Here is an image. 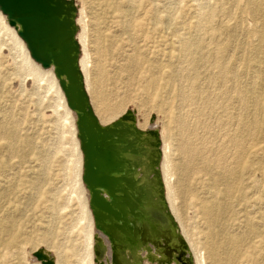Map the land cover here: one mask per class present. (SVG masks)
Instances as JSON below:
<instances>
[{
  "label": "rangeland",
  "instance_id": "obj_1",
  "mask_svg": "<svg viewBox=\"0 0 264 264\" xmlns=\"http://www.w3.org/2000/svg\"><path fill=\"white\" fill-rule=\"evenodd\" d=\"M131 1L119 0L123 10L128 11V22L123 24L112 15L113 11L108 9L105 1L75 0L81 59L86 67V85L94 109L100 111L107 121L102 109L122 105L118 113L110 119L108 117L107 124L130 109L142 127L149 124L146 129L158 131L159 162L162 145L166 170L171 176L169 181L175 191V206L194 242L204 252L206 250L205 254L214 252L215 257L212 259L210 256L207 264H264V6L255 13L253 0ZM127 4L133 5V13L125 6ZM220 7L221 10L223 7V13ZM209 12L215 13L209 15ZM219 26L227 28L221 33L217 29ZM199 28L202 30L198 31ZM210 31L215 33V39ZM204 36L208 42L211 39L209 43ZM181 38L191 39L194 43L191 54H184V57L180 49ZM204 44L205 47L209 44V47L205 48ZM217 47L225 48L229 67L232 68L227 86L210 79L213 74L206 62V55ZM202 50L203 53L206 51L205 54ZM194 56L200 60L198 74L195 75L190 70V61ZM178 70L182 77L177 74ZM168 72L172 74L170 83ZM152 78H155L154 84L151 83ZM190 78H194L201 93V97L198 95L199 98L196 96L197 99H194L196 102H191L190 98L183 101L185 98L181 99L183 97L180 96L183 91L184 97H190ZM187 90H190L189 93ZM212 91L213 95L210 93ZM192 103L200 106V109ZM214 105L223 107L218 111ZM186 106L190 107L187 109ZM63 114L59 96L51 81L34 76L25 50L0 21V130L3 128L7 132H14V149L8 147V136L0 134L1 190H9V184H5L6 178H12L16 185L15 196L9 197V193H5L0 217H20L13 211L18 202L22 203L21 209H24L21 212V233L15 237L10 234L3 237L6 241L14 240L10 248L0 249V264H41L33 255L39 248L54 255L56 264H90L87 256L89 248L86 247V234L90 227L84 203L86 192L83 193V183L76 172L75 138L69 124L62 118ZM180 116H184L187 124L199 125L197 133L201 138L196 136L195 142L198 144L196 140H199L204 144L203 147L202 143L198 145L203 150L194 173L186 164L189 157L186 158L181 152V139L184 141L186 136L177 122ZM221 119L222 122L226 121L222 123ZM219 122L221 125L225 123L227 128ZM201 129L206 136L202 135ZM235 136L240 143L244 141L245 149H248L241 163H229L235 168V173H227V165L220 161L224 154L236 155L239 152L226 144L230 137L236 139ZM233 149L237 152H233ZM12 173H15L14 176ZM173 221L178 225L176 219L173 218Z\"/></svg>",
  "mask_w": 264,
  "mask_h": 264
},
{
  "label": "water",
  "instance_id": "obj_2",
  "mask_svg": "<svg viewBox=\"0 0 264 264\" xmlns=\"http://www.w3.org/2000/svg\"><path fill=\"white\" fill-rule=\"evenodd\" d=\"M0 10L11 25L19 27L18 35L26 43L30 56L43 67H54L67 105L76 112L83 152L82 181L89 192L95 227L111 241L110 264H117L120 260L123 236L131 240L139 236L140 242L155 246L159 256L150 254L149 259L153 262L193 264L180 234L176 235V243L172 242L173 233L169 228H161L158 236H152L144 223L140 226L128 223L127 214L139 213L141 196L135 192L138 183L130 175L132 166L125 153L138 154L141 148L135 143L146 132L153 137L149 143L156 150L154 162L158 164V131L153 128L143 131L137 127L134 112L130 109L109 124L100 123L91 106L78 63L73 0H0ZM158 176L159 196L165 200L163 182ZM172 224L175 226L174 221ZM96 239L100 241L101 237L96 236ZM95 253L101 255L97 245ZM33 255L41 264H55L53 257L43 248L35 250ZM96 261L104 264L103 260Z\"/></svg>",
  "mask_w": 264,
  "mask_h": 264
},
{
  "label": "bare ground",
  "instance_id": "obj_3",
  "mask_svg": "<svg viewBox=\"0 0 264 264\" xmlns=\"http://www.w3.org/2000/svg\"><path fill=\"white\" fill-rule=\"evenodd\" d=\"M105 1L106 3V6L108 7L109 10L113 11L112 12V15H114L115 17H117V19L119 20L120 23H127L128 21L126 20L127 18V14H128V11H124L123 10V6L121 5L122 3L119 2V0H103ZM128 2L132 3L131 0H127ZM135 1V0H134ZM221 1V0H220ZM226 1V0H225ZM251 1V0H250ZM73 2L75 3V0H73ZM219 2V1H218ZM120 3V4H119ZM217 3V2H216ZM222 3V2H221ZM232 4V3H231ZM135 5V4H134ZM75 6H77L75 4ZM96 6V5H95ZM126 7H128L131 12L133 13V10H134V7L132 4H127L125 5ZM124 6V7H125ZM223 6V5H222ZM252 6H253V10L255 11V13H258V11H260V9L264 6V0H253V3H252ZM99 7V6H98ZM221 10V7L219 8ZM230 9V8H229ZM235 10V9H234ZM264 10V9H263ZM77 7H76V12H75V24H76V27H77V31H76V34H75V37L78 41V44H79V56H78V63H79V67L82 71V74H83V80H84V85H85V89L87 91V94L89 96V99H90V103H91V106L93 108V111L95 112L96 116L98 117L100 123L102 124H107V121H108V117L110 119L111 116L115 115L116 113H118L121 109H122V105H118V107H115V108H112V107H109V106H105V110L104 108L102 109L106 116H107V121L105 119L102 118L101 116V112L94 109V106L92 104V100H91V97H90V94H89V88L87 89V85H86V67L84 65V60L81 59L82 56V49H81V45H80V41L78 40V34H79V26H78V17H77ZM135 11V10H134ZM222 13L224 11L223 7H222ZM219 11V12H221ZM130 12V11H129ZM227 12V11H226ZM231 11L229 10V13ZM215 13V12H214ZM213 13V14H214ZM228 13V14H229ZM212 13L209 12V15H211ZM212 14V15H213ZM231 14V13H230ZM172 15V14H171ZM220 15V14H219ZM260 15V14H259ZM262 15V14H261ZM207 17V14L205 15ZM234 16V15H233ZM264 16V15H262ZM202 17V16H201ZM227 17V16H226ZM230 17V15L228 16ZM227 17V18H228ZM96 19V18H95ZM229 19V18H228ZM0 21L3 22V24L5 25V27L11 31L13 33V36L15 37V39L19 42L21 48L23 50H25L26 52V55H27V62L28 64L32 67L33 69V73H34V76L36 78H40V79H45L47 78L49 81H51V84H53V87L56 89V92L59 96V99H60V103H61V107L63 108V111H64V114L62 115V118L64 119V121L66 123L69 124L70 126V129L72 130L73 132V135H74V138H75V153H76V158H77V162H76V172L78 171V177L82 180V173H83V152L81 150V147H80V139H79V136H78V130H77V126H76V112L75 110L69 108V106L67 105V102H66V98H65V95H64V92L59 84V79L57 78L56 74H55V71H54V67L53 66H50V67H43L40 63L36 62L31 56H30V52L27 48V45L26 43L22 40V38L18 35V29L19 27L18 26H14V25H11L9 23V19L7 18V16L5 14H3L0 10ZM8 23H7V22ZM204 22V19L202 20ZM202 22V23H203ZM211 22V21H210ZM97 23V22H96ZM208 23V22H207ZM201 26V25H199ZM198 26V27H199ZM203 26V24H202ZM128 27V26H127ZM208 27V26H207ZM229 27V26H228ZM227 26H219L218 31L223 33L225 30H226ZM207 29V28H206ZM177 30V29H176ZM202 30V28H201ZM200 28L198 31H201ZM212 30V28H211ZM99 31V30H98ZM214 31V29H213ZM212 31V32H213ZM216 31V29H215ZM208 32H209V29H208ZM211 32V31H210ZM211 32V33H212ZM196 33V31L194 32ZM193 33V34H194ZM207 33V31H206ZM209 34V36H211L212 34ZM214 33V32H213ZM199 34V32H198ZM187 35V33H186ZM195 35V34H194ZM205 35V34H203ZM202 35V36H203ZM222 35V34H221ZM219 35L221 38L222 36ZM215 36V33L213 34V38L215 39L216 37ZM218 36V37H219ZM115 37V36H114ZM205 37V40L206 39V36ZM212 37V36H211ZM210 37V38H211ZM219 37V38H220ZM100 38V37H99ZM105 38V37H104ZM191 38V37H190ZM193 38V36H192ZM198 35H197V39H198ZM203 38V37H201ZM209 38V37H208ZM217 38V39H219ZM220 38V39H221ZM97 39V38H96ZM182 39V38H181ZM196 39V40H197ZM204 39V38H203ZM213 39V41H214ZM190 40V41H189ZM202 40V39H201ZM200 40V42H201ZM211 40V39H210ZM209 40V42H210ZM101 41V40H100ZM199 41V40H198ZM197 41V42H198ZM224 41V40H223ZM179 42V41H178ZM196 43V41H194ZM208 42V40H207ZM208 42V43H209ZM219 42V41H218ZM218 42H215V43H218ZM199 43V42H198ZM101 44V43H99ZM220 44V42L218 43ZM222 44V43H221ZM193 45L194 43L191 42V39H182L181 40V46H180V49H181V52H182V56L185 54H191L192 52V48H193ZM207 45V44H206ZM209 45V44H208ZM207 45V46H208ZM211 45V44H210ZM197 46V45H195ZM199 46V45H198ZM205 47V44L203 45ZM206 46V47H207ZM99 47V46H98ZM97 47V48H98ZM205 47V48H206ZM209 47V46H208ZM258 47V46H257ZM102 48V47H101ZM197 48V47H196ZM204 48V49H205ZM200 49V48H199ZM203 49V47L201 48ZM200 49V51H201ZM214 49V48H213ZM196 50V49H195ZM133 51V50H131ZM211 51H212V48H211ZM102 52V51H101ZM194 52V51H193ZM206 52V51H205ZM205 52L203 53V50H202V53L205 54ZM208 52V51H207ZM100 53V52H99ZM201 53V52H200ZM201 53V55H202ZM229 53V52H228ZM239 53V52H238ZM198 54V52H197ZM207 54V53H206ZM231 54V53H230ZM100 55V54H99ZM197 56V55H196ZM194 56L191 61H190V64H191V73L193 75L195 74H198V70H199V62L200 60H197V57ZM199 56V55H198ZM204 56V55H203ZM184 57V56H183ZM207 57V63H209V65L211 66V69H212V78L211 81H213L214 83H217V82H222V84L226 85L227 86V82L230 76V73L232 72V68L229 67V64H230V61L229 59H227V55H226V51H225V48H220L217 47L215 48V50H213V52H209L208 55H206ZM204 57V58H206ZM232 57V56H231ZM179 58V57H178ZM182 58V57H181ZM104 59V58H103ZM118 60V59H117ZM185 60V59H184ZM187 60V59H186ZM126 61V60H125ZM182 61V60H181ZM120 62V61H119ZM122 62V61H121ZM186 62V61H185ZM184 62V63H185ZM181 63V62H180ZM205 63V62H204ZM239 63V62H238ZM129 64V63H128ZM182 64V63H181ZM240 64V63H239ZM238 64V65H239ZM101 65V64H100ZM136 65V64H135ZM124 66V65H123ZM181 67V66H180ZM204 67V66H203ZM259 67V66H258ZM121 68V67H120ZM210 68V67H209ZM235 68H238V67H235ZM234 69V68H233ZM254 69V68H253ZM185 70V69H183ZM253 71V70H252ZM111 72V71H110ZM121 72V71H120ZM184 72V71H183ZM179 73V76L182 77L181 75V72L178 70L177 74ZM200 73V71H199ZM202 73V72H201ZM254 73V72H253ZM100 74V73H99ZM183 74V73H182ZM188 74V73H187ZM176 75V74H175ZM192 75V76H193ZM258 75V74H257ZM101 76V75H100ZM104 76V75H103ZM186 77H188V75H185ZM238 76V75H237ZM246 76V75H245ZM256 76V75H255ZM167 77L169 78V83H170V79L172 77V74H167ZM234 77V76H233ZM244 77V76H243ZM242 77V78H243ZM189 78V77H188ZM198 78V77H197ZM236 78V76H235ZM251 78V77H250ZM187 79V78H186ZM193 79V81H192ZM190 78V84H191V93H190V97L187 96L184 97V93L183 91L181 92L180 96L183 97L181 99H184L183 101H186L188 100L189 101V98H190V101L193 100L196 98V96L198 97L199 94H201L199 91V89H197V85L194 83V78ZM238 79V78H237ZM252 79V78H251ZM258 79V78H257ZM151 83L154 84L155 83V78H152L151 79ZM184 80V79H183ZM205 80V79H204ZM239 80V79H238ZM185 81V80H184ZM242 81V80H241ZM254 81V80H253ZM100 82V81H99ZM189 82V81H188ZM236 82V81H235ZM239 82V81H238ZM185 83V82H184ZM204 83V82H203ZM209 83V82H208ZM213 83V84H214ZM234 83V82H233ZM245 83V82H244ZM102 84V83H101ZM236 84V83H235ZM99 85V84H98ZM202 85V84H201ZM210 85V84H209ZM209 85L207 87H209ZM215 85V84H214ZM220 85V84H219ZM232 85V84H231ZM237 85V84H236ZM50 86V85H49ZM189 86V85H187ZM212 86V85H211ZM210 86V87H211ZM218 86V84H217ZM216 86V87H217ZM199 87V86H198ZM213 87V86H212ZM211 87V88H212ZM215 87V86H214ZM215 87V88H216ZM221 88L223 86H220ZM225 87V86H224ZM239 87V86H238ZM99 88V87H98ZM103 89V87H101ZM205 88V87H204ZM218 89V88H217ZM183 90V89H182ZM226 90V89H225ZM231 90V89H230ZM98 91V90H97ZM185 91V90H184ZM188 91V90H187ZM190 91V90H189ZM188 91V93H189ZM215 91V90H214ZM234 91V90H233ZM239 91V90H238ZM237 91V92H238ZM209 92V91H208ZM218 92V90H217ZM241 92V91H240ZM212 95H213V91L210 92ZM226 93V92H225ZM223 93V94H225ZM98 94V93H97ZM102 94V93H101ZM204 94V93H203ZM219 94H222V93H219ZM227 94V93H226ZM225 94V95H226ZM242 94V93H241ZM245 94V93H243ZM189 95V94H188ZM224 95V96H225ZM231 95V94H230ZM96 96V95H95ZM215 96V95H214ZM219 96V95H218ZM240 96V95H239ZM242 96V95H241ZM100 97V96H99ZM111 97V96H110ZM199 97H201V95H199ZM198 97V98H199ZM211 98V97H210ZM215 98V97H214ZM218 98V97H217ZM245 98V96L243 97V99ZM180 99V100H181ZM197 99V98H196ZM225 99V98H224ZM241 99V98H240ZM203 100H206V99H203ZM210 100V99H209ZM208 100V101H209ZM215 100V99H213ZM229 100V99H228ZM256 100V98H255ZM117 101V100H116ZM187 101V102H188ZM200 101V100H199ZM206 100V102H208ZM211 101V100H210ZM209 101V103H210ZM236 101V100H235ZM181 102V101H180ZM192 102V101H191ZM196 102V101H194ZM204 102V101H203ZM204 102V104L206 103ZM213 102V101H211ZM221 102V101H219ZM182 103V102H181ZM190 103V102H189ZM198 103V102H197ZM208 103V104H209ZM259 103V102H258ZM184 104V102H183ZM196 104V103H195ZM200 104V103H199ZM202 104V103H201ZM202 105V106H205V105ZM217 104V103H216ZM255 104V103H254ZM187 105V103H186ZM189 105V104H188ZM191 105V104H190ZM193 106H196L192 103ZM213 105V103L211 104ZM225 105V104H224ZM233 105V104H232ZM236 105V104H235ZM241 105V104H240ZM239 105V106H240ZM245 105V104H244ZM243 105V106H244ZM198 106V105H197ZM222 106V105H221ZM219 106L218 108H221L222 107ZM188 106H186L187 108ZM190 107V106H189ZM188 107V108H189ZM199 109H200V106H198ZM207 107V105H206ZM213 107H216L215 105ZM238 107V106H237ZM236 107V108H237ZM242 107V106H241ZM240 107V108H241ZM257 107V106H256ZM182 108V107H180ZM187 108V109H188ZM217 108V107H216ZM215 108V110L217 111V109ZM227 108V107H225ZM224 108V110H225ZM239 108V107H238ZM179 109V108H178ZM184 108V110H187ZM196 109V108H195ZM197 108V110H199ZM208 109V108H207ZM96 110V111H95ZM203 110V109H202ZM201 110V111H202ZM205 110V109H204ZM200 111V112H201ZM219 111V109H218ZM182 112V110H181ZM187 112V111H186ZM184 112V113H186ZM207 112V111H206ZM222 112H224L222 110ZM240 112V111H239ZM255 112V111H254ZM192 113V111L190 112ZM193 113L196 114L195 111H193ZM198 113V112H197ZM204 113V112H203ZM201 113V115L203 114ZM211 113V112H210ZM216 113V112H215ZM241 113V112H240ZM104 114V115H105ZM182 114V113H180ZM193 114V115H195ZM223 114V113H222ZM229 114V113H228ZM227 114V116H229ZM231 114V113H230ZM238 114V113H237ZM184 115V114H183ZM186 115V114H185ZM184 115V116H185ZM189 115V114H188ZM187 115V116H188ZM210 115V114H209ZM212 115V114H211ZM210 115V116H211ZM232 115V114H231ZM134 116H135V124L137 125V127H139L140 129H142L143 131L146 130V128H148L149 126L146 124L145 127H142V124H140V122H138V120L136 119V115L134 113ZM183 116V117H184ZM197 116V115H196ZM200 116V115H198ZM226 116V115H225ZM238 116V115H237ZM249 116V115H248ZM183 117H177V122L179 123V127H181V129L183 130V134H185L186 138L184 139V141L181 139V141L183 142V144L181 145L180 144V147L182 148V151L183 154L182 155H185V157H189L188 158V167L189 169H192L191 171L194 173L196 172V169H198L197 167V160H201V150H203V148L201 149V143H202V147L204 146L203 142H198L199 140H196L198 144H196L195 142V138L196 136L200 137L197 133L198 131V126L197 125V121L199 120H196V124L194 125H190L188 122V124L184 121L185 119ZM201 117V116H200ZM207 117V116H206ZM220 117V116H219ZM258 117V116H257ZM186 118V117H185ZM191 118V116H190ZM195 118V117H194ZM197 118V117H196ZM218 118V117H217ZM221 118V117H220ZM15 119V118H14ZM200 119V118H199ZM229 119V118H228ZM227 119V120H228ZM235 119V118H234ZM233 119V120H234ZM237 119V118H236ZM248 119V118H247ZM253 119V118H252ZM193 120V119H192ZM206 120V119H205ZM208 120V119H207ZM212 120V119H211ZM223 119H221V122H222ZM243 120V119H241ZM194 121V120H193ZM209 121V120H208ZM215 121V120H214ZM219 121V120H218ZM217 121V122H218ZM226 121V120H224ZM223 121V122H224ZM204 121H202L203 123ZM222 122V123H223ZM231 122V121H230ZM236 122H239V120H237ZM235 122V123H236ZM250 122V121H249ZM15 123V122H14ZM208 123V122H207ZM211 123V122H210ZM214 123V122H213ZM212 123V124H213ZM220 123V122H219ZM234 123V124H235ZM259 123V122H258ZM200 124V123H199ZM205 124V123H204ZM203 124V126H205ZM209 124V123H208ZM228 126H229V123L227 122ZM144 125V124H143ZM197 125V126H196ZM202 125V124H201ZM214 125V124H213ZM212 125V126H213ZM217 125V124H216ZM221 125V123H220ZM222 125H225L226 127V124H222ZM221 125V126H222ZM237 125V123H236ZM239 125V124H238ZM246 125V124H245ZM253 125V124H252ZM15 126V124H14ZM232 126V125H231ZM153 127V126H152ZM202 127V126H200ZM206 127V126H205ZM204 127V128H205ZM209 127V126H208ZM224 127V126H223ZM255 127V126H254ZM253 127V128H254ZM227 128V127H226ZM232 128V127H230ZM208 129V128H207ZM255 129V128H254ZM180 130V128H179ZM221 130V129H220ZM225 130V129H223ZM181 131V130H180ZM202 133H203V130L201 129ZM205 131V129H204ZM210 131V130H209ZM217 131V130H216ZM18 132V131H17ZM199 132V131H198ZM215 132V131H214ZM212 132V133H214ZM225 132V131H224ZM235 132V131H234ZM205 133H207V131H205ZM229 133V131H228ZM233 133V132H232ZM0 134H3L8 136V138H6L8 140V147L9 148H13V143H12V140H13V135H14V132H7L6 129H1L0 130ZM218 134V133H217ZM255 134V133H254ZM202 135H205L204 133ZM215 135V134H214ZM226 135V134H225ZM229 135V134H228ZM237 135V133L235 134ZM249 135V134H248ZM182 136V134H181ZM206 136V135H205ZM204 136V137H205ZM208 136V135H207ZM234 135H232L233 137ZM239 136V135H238ZM211 137V136H209ZM208 137V138H209ZM228 137V136H225V138ZM230 137L229 139L231 140H228L229 143H226L228 144V146H233V148L239 150V152L236 154V155H230L227 154L225 155L224 154V158H222V161L221 164L223 163L226 164L227 166L226 167V171L227 173H235V168L233 169L229 163H241L244 155L247 153L246 148L245 149V146H244V141L241 140V143L239 142L238 140V137L235 138H232ZM248 137V136H247ZM3 138V137H1ZM199 138V139H200ZM206 138V137H205ZM216 138V137H215ZM219 138V137H218ZM241 138V137H240ZM251 138V137H250ZM5 139V137H4ZM153 137L150 136L149 134H147L146 132H143V134L141 136H139V138L137 139V142L135 143L136 146H138L140 149V151L138 152V154H131V153H125V156L128 158L129 162H130V165L132 166V171L130 173V175L133 177V178H136V182L138 183V187H136L135 189V192H139L140 196H141V204H140V207L139 208V213H135L134 215L133 214H127V218H128V223L130 222H134L136 224V226H140L142 223H144V225L146 226V230L149 231V233L152 235V236H158V234L160 233V230L161 228H169L170 232L173 233V235L171 236L172 238V242H178V239H177V234H180V236L184 239L186 245H187V252L188 254L193 258V264H207V259H210V256L211 258L213 259L215 256H214V252L213 251H209L208 254H205L204 252V249L201 248V246L199 244H196L194 242V240L192 239L191 237V234L189 233V231L186 229V225L185 223L183 222L184 220L181 218L182 215L179 213V211L177 210L176 206H175V195H174V188L173 186L171 185L170 181H169V173L168 171L166 170V161L164 160V148L162 145H160L161 147V159H160V162L158 164H156L154 162V153H156V150L154 148V146L152 144L149 143V140H152ZM204 139V138H202ZM212 139V138H211ZM2 140V139H1ZM216 140V139H215ZM222 140V139H221ZM227 140V139H226ZM244 140V139H243ZM206 141V139H205ZM204 141V142H205ZM217 141V140H216ZM253 141V140H252ZM250 141V142H252ZM16 142V141H15ZM221 143L224 142V141H220ZM227 142V141H226ZM248 142V141H247ZM181 143V142H180ZM200 143V145H199ZM206 143V142H205ZM238 143V144H237ZM15 144V143H14ZM210 144V143H209ZM215 144V143H214ZM225 143H223L224 145ZM250 144V143H249ZM199 145V146H198ZM206 145V144H205ZM219 145V144H218ZM217 145V146H218ZM246 145V144H245ZM221 146V144H220ZM227 146V145H226ZM225 146V147H226ZM179 147V148H180ZM212 147V146H211ZM219 147V146H218ZM222 149H223V146H221ZM224 147V148H225ZM248 147V146H247ZM216 148V147H215ZM226 148H230V147H226ZM205 149V147H204ZM219 149V148H218ZM221 149V150H222ZM232 149V148H231ZM233 149V150H234ZM17 150V149H16ZM220 150V149H219ZM220 150V151H221ZM225 150L224 152H226V149H223ZM42 151V150H41ZM210 151V150H209ZM213 151V150H212ZM211 151V152H212ZM215 151V150H214ZM213 151V152H214ZM11 152V151H10ZM219 152V151H218ZM217 152V153H218ZM222 152V151H221ZM229 152H231L229 150ZM233 152H237V151H233ZM14 153V151H13ZM215 153V152H214ZM232 153V152H231ZM206 154V153H205ZM222 154V153H221ZM233 154V153H232ZM204 155V154H203ZM208 155V154H207ZM13 156V155H12ZM184 157V156H183ZM182 157V158H183ZM10 158V157H9ZM211 158V156H210ZM184 159V158H183ZM204 159V157H203ZM217 159V158H216ZM221 159V158H219ZM9 160V159H8ZM44 161V160H43ZM211 162V161H210ZM219 162V163H220ZM43 163V162H42ZM168 163V162H167ZM202 163V162H200ZM209 163V162H208ZM207 163V164H208ZM217 163V162H216ZM19 165H21V163H18ZM184 164V163H183ZM18 165V166H19ZM219 165V164H218ZM235 165V164H234ZM238 165V164H237ZM186 166V165H185ZM220 166V165H219ZM236 166V165H235ZM182 167V166H181ZM216 167V166H215ZM20 168V167H19ZM171 168V166L169 167ZM206 168V166H205ZM212 168V167H211ZM15 169V168H14ZM18 169V168H17ZM27 169V168H26ZM75 169V168H74ZM214 169V168H213ZM222 169V168H221ZM225 169V168H223ZM13 170V169H12ZM207 170V169H206ZM160 171V173L158 172ZM169 171H171L169 169ZM198 171V170H197ZM201 171V170H200ZM203 171V170H202ZM201 171V172H202ZM160 175L162 181H163V188H164V199L160 198L159 196V190H160V185H159V176L158 174ZM16 173V172H15ZM14 173V174H15ZM192 173V174H193ZM205 173H208V172H205ZM10 174V173H9ZM8 174V175H9ZM13 174V173H12ZM13 174V176H14ZM224 174V173H223ZM245 174V173H244ZM233 175V174H232ZM11 176V175H10ZM207 176V175H206ZM227 177V176H225ZM236 177V176H235ZM239 177V176H238ZM229 178V177H228ZM183 179V178H182ZM227 179V178H225ZM237 179V178H236ZM12 178L8 179L6 178V181H5V184H9V190L7 192H3L1 190V187L3 185V182H0V214L2 213L3 211V207H2V203H3V198L5 200L6 198V195L5 193H9V197H13L15 196V192H16V185L13 184V182L15 181H11ZM80 180V182H81ZM172 180V179H171ZM229 180V179H228ZM264 180V179H263ZM18 181V180H17ZM226 182V181H225ZM237 182V181H236ZM83 183V181H82ZM36 184V183H35ZM230 184V183H229ZM228 185V184H227ZM233 185V184H231ZM38 187V186H37ZM82 188H83V193H85L86 195V198H85V208L87 209V214H88V217L90 218V227H89V230L87 232V242H86V247L87 249L89 248V253H88V257L90 259V264H97V260H103V263L104 264H107V263H111V252H112V249H111V241L108 239L107 236H105L104 234H102L100 231L97 230V228L95 227V222H94V219H93V214L91 212V209L89 207V192L88 190L86 189L84 183L82 184ZM229 188V186H228ZM232 188V187H231ZM3 189V188H2ZM233 189V188H232ZM231 189V190H232ZM213 191V190H212ZM233 191V190H232ZM214 192V191H213ZM247 192V191H246ZM232 193V192H231ZM33 194V193H32ZM218 194V193H217ZM216 194V195H217ZM227 195V194H226ZM249 195V194H248ZM7 196V197H8ZM210 197V196H209ZM204 198V197H203ZM214 198V197H212ZM218 198V197H217ZM14 199V198H13ZM206 199V198H205ZM209 199V198H208ZM230 199H231V196H230ZM7 201V200H6ZM15 199H14V204H15ZM31 201V200H30ZM168 201V202H167ZM209 201V200H208ZM214 201V200H213ZM11 202H12V199H11ZM5 203V202H4ZM228 202H226L227 204ZM234 203V202H233ZM258 203V202H257ZM21 202H18L15 204V207H14V212L16 214H18L20 217H17L15 215H7L5 216L4 218H1L0 217V249L2 248H10L9 246L13 243V240H9V241H6L4 240V235L6 234H10L12 237H15L16 234L18 235V233H21V230L23 228V224H22V219H21V212H23V208L21 209ZM229 204V203H228ZM227 208V206L225 207ZM262 208V207H260ZM216 209V208H215ZM263 209V208H262ZM26 210V209H25ZM259 210V209H258ZM224 211V210H223ZM26 212V211H25ZM225 212V211H224ZM251 213V212H250ZM12 214V213H11ZM211 216L213 215L210 211L209 213ZM253 214V213H252ZM135 215H138V216H135ZM230 215V214H229ZM219 217V216H218ZM248 217V216H247ZM176 219L178 225L175 223V226L172 224V220ZM222 219V218H221ZM263 225V224H262ZM263 227V226H262ZM228 230V229H227ZM226 230V231H227ZM10 236V237H11ZM96 236H100L101 237V240L100 241H97L96 239ZM11 237V238H12ZM197 240V239H196ZM122 242L124 243V246L121 250H119V257H120V260H118L117 264H159L157 262H153L149 259V255L152 254L154 256H159V253L157 252V248L155 246H153L152 244H149V243H142L140 242L139 240V236L136 237V239L134 240H131L129 238H126L125 236H123L122 238ZM229 244V243H228ZM98 246L100 251H101V255L100 256H97L96 253H95V246ZM20 247V246H19ZM85 247V248H86ZM215 247V246H214ZM213 247V248H214ZM209 248V247H208ZM87 251V250H86ZM85 251V252H86ZM45 252H47L50 256L53 257L54 259V263L56 264V259L54 257V255H52L48 250H45ZM85 254V253H84ZM219 258V257H218ZM225 258V257H224ZM220 259V258H219ZM227 259V257L225 258ZM232 260V259H231ZM41 263V262H40ZM264 263V262H263ZM165 264H177L175 262H170V263H165Z\"/></svg>",
  "mask_w": 264,
  "mask_h": 264
}]
</instances>
